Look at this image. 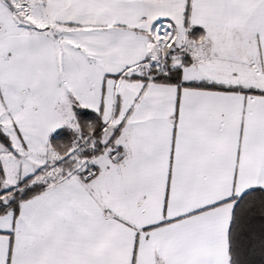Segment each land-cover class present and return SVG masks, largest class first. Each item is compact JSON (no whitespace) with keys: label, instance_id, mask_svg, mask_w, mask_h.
<instances>
[{"label":"snow or ice","instance_id":"snow-or-ice-1","mask_svg":"<svg viewBox=\"0 0 264 264\" xmlns=\"http://www.w3.org/2000/svg\"><path fill=\"white\" fill-rule=\"evenodd\" d=\"M0 264H264V0H0Z\"/></svg>","mask_w":264,"mask_h":264}]
</instances>
